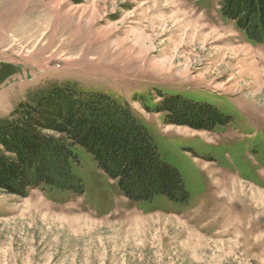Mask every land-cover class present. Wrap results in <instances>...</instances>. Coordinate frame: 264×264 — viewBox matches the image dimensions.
<instances>
[{"label": "rangeland", "instance_id": "obj_1", "mask_svg": "<svg viewBox=\"0 0 264 264\" xmlns=\"http://www.w3.org/2000/svg\"><path fill=\"white\" fill-rule=\"evenodd\" d=\"M221 2L0 0V125L54 86L108 94L190 193L185 206L130 201L79 149L83 195L0 187V264H264V44L226 20ZM160 92L232 121L168 125L155 112Z\"/></svg>", "mask_w": 264, "mask_h": 264}, {"label": "trees", "instance_id": "obj_2", "mask_svg": "<svg viewBox=\"0 0 264 264\" xmlns=\"http://www.w3.org/2000/svg\"><path fill=\"white\" fill-rule=\"evenodd\" d=\"M221 14L249 41L264 44V0H222ZM160 97L155 112L165 114L168 125L214 131L232 121L209 104ZM0 148V187L10 194L50 188L83 195L85 184L74 172L83 149L130 201H190L180 172L162 159L148 128L126 102L102 92L70 85L46 89L0 125Z\"/></svg>", "mask_w": 264, "mask_h": 264}, {"label": "bare ground", "instance_id": "obj_3", "mask_svg": "<svg viewBox=\"0 0 264 264\" xmlns=\"http://www.w3.org/2000/svg\"><path fill=\"white\" fill-rule=\"evenodd\" d=\"M187 13H189V12H187ZM176 14H177V13H175V15H176ZM191 15H193V14L191 13ZM182 17H183V16H182ZM190 17H191V16H190ZM190 17H189V18H190ZM177 18H178V17H177ZM184 19H186V18H184ZM198 19H199V18H198ZM175 20H176V19H175ZM187 20H188V19H187ZM194 20H195V19H193V21H194ZM198 21H199V20H198ZM187 22H188V21H187ZM188 25H189V24H188ZM189 26H190V25H189ZM189 26H188V27H189ZM201 26H202V25H201ZM197 27H198V26H197ZM185 28H186V27H185ZM190 28H191V27H190ZM192 29H193V28H192ZM187 30H188V29H187ZM139 42H140V41H139Z\"/></svg>", "mask_w": 264, "mask_h": 264}]
</instances>
